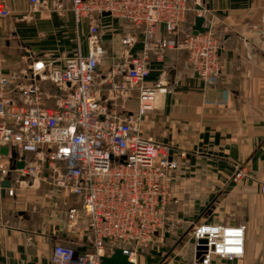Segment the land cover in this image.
<instances>
[{"label":"crops","instance_id":"0c3cea01","mask_svg":"<svg viewBox=\"0 0 264 264\" xmlns=\"http://www.w3.org/2000/svg\"><path fill=\"white\" fill-rule=\"evenodd\" d=\"M189 4L181 30L189 31L200 13L219 39L222 70L215 83L206 84L184 50H167L162 60L150 56L145 81L161 82L166 92L157 94L153 108L143 115L141 134L170 146L172 154L184 150L186 157L171 180L175 201L168 205L166 226L153 243L137 249L135 264H200L188 235L202 222L246 226L244 255L213 257L210 264H264V195L259 191L264 183V0ZM4 5L9 11L0 16L5 74L28 70L33 59L52 61L59 68L67 56L88 54L89 20L75 23L69 0H39L36 10L30 0H4ZM97 23L105 53L94 88L105 99L108 76L112 72L115 80H123L129 58L141 50L142 37L120 18L100 15ZM127 33L135 36L131 47L121 44ZM45 85L55 92L50 83ZM136 107L134 94L119 111L131 113ZM34 159L27 154L22 161ZM236 167L246 168L252 178L234 183ZM5 180L12 195L2 186ZM81 205V197L40 177L9 174L0 182V264H55L50 254L56 244L91 250Z\"/></svg>","mask_w":264,"mask_h":264},{"label":"built area","instance_id":"2783aa9c","mask_svg":"<svg viewBox=\"0 0 264 264\" xmlns=\"http://www.w3.org/2000/svg\"><path fill=\"white\" fill-rule=\"evenodd\" d=\"M190 1L200 4V0H69L75 23L89 20L86 56H67L59 68L52 61L33 59L28 70L9 74L2 71L0 57V147L8 149L7 155L0 153V182L13 172L40 177L81 197L87 218L91 250L80 252L56 244L51 262L100 264L102 256L119 247L135 264L137 249L153 243L165 228L168 205L175 201L171 180L186 152L172 154L170 146L141 134L143 115L153 108L156 95L166 92L161 82L145 81L150 56L162 60L167 50H184L191 68L206 84L215 83L222 70L220 42L211 25L196 34L181 30ZM30 4L36 10L39 0ZM104 13L129 22L141 33L142 46L138 55L129 58L123 80H115L110 73L107 96L102 99L94 79L105 53L97 23ZM8 15L0 0V16ZM158 27H162L161 34ZM134 43L132 33L121 39L127 47ZM46 83L55 92H48ZM134 94L135 112L120 113L119 108ZM27 154H34V161L16 168L15 163ZM245 178L252 175L236 167L232 181ZM5 190L13 194V188ZM259 191L264 195V183ZM245 230V224L234 222L194 225L190 235L199 263L210 264L213 257L241 258ZM200 240L204 242L197 248Z\"/></svg>","mask_w":264,"mask_h":264},{"label":"water","instance_id":"95a60500","mask_svg":"<svg viewBox=\"0 0 264 264\" xmlns=\"http://www.w3.org/2000/svg\"><path fill=\"white\" fill-rule=\"evenodd\" d=\"M104 15H108V13H104ZM204 21L205 18L203 16L197 15L194 18V23L191 27L192 29V33L196 34L198 32H204L208 29L207 26H204ZM8 152V149L6 146H1L0 147V153L6 155ZM11 157L15 158L16 157V153L12 152L11 153ZM16 168H23L24 167V161H17L15 163ZM10 183L9 180H5L2 184L3 187L8 186ZM203 240L198 241V245L197 248H201L202 245H200L201 243H203ZM199 255V253H198ZM100 264H134L133 262L128 260L127 255H125L123 253V250L119 247H116L113 251L112 254H110L109 256H102L101 257V261Z\"/></svg>","mask_w":264,"mask_h":264},{"label":"rangeland","instance_id":"374dc122","mask_svg":"<svg viewBox=\"0 0 264 264\" xmlns=\"http://www.w3.org/2000/svg\"><path fill=\"white\" fill-rule=\"evenodd\" d=\"M201 16V15H200ZM204 26H207L208 27V25H205L204 24ZM191 31H192V29H190ZM9 68V67H8ZM249 179H251V178H245L244 180H249ZM243 181V180H242ZM235 183V182H234ZM190 234H191V232H190ZM188 238H190L191 239V235H188Z\"/></svg>","mask_w":264,"mask_h":264}]
</instances>
